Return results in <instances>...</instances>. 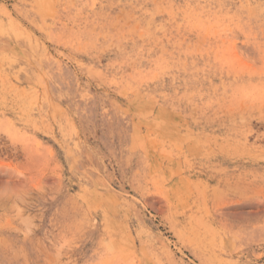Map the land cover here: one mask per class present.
Instances as JSON below:
<instances>
[{
    "label": "rangeland",
    "instance_id": "1",
    "mask_svg": "<svg viewBox=\"0 0 264 264\" xmlns=\"http://www.w3.org/2000/svg\"><path fill=\"white\" fill-rule=\"evenodd\" d=\"M0 264H264V0H0Z\"/></svg>",
    "mask_w": 264,
    "mask_h": 264
}]
</instances>
